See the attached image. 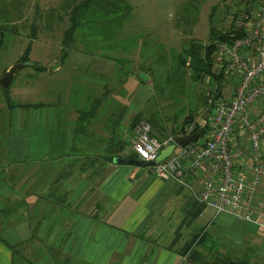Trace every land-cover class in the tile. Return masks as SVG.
I'll use <instances>...</instances> for the list:
<instances>
[{
    "label": "crops",
    "instance_id": "obj_1",
    "mask_svg": "<svg viewBox=\"0 0 264 264\" xmlns=\"http://www.w3.org/2000/svg\"><path fill=\"white\" fill-rule=\"evenodd\" d=\"M127 5L133 9L125 18ZM79 7L85 8L83 16L90 19L81 17L76 42L68 48L62 41L55 44L59 54L44 64L33 62L45 68L35 83L29 87L22 83L26 91L11 90L13 98L30 99L22 104L41 106L12 110L8 143L1 145L0 264H30L29 258L34 264H193L189 254L185 255L192 243L193 250L210 261L229 256L246 264H264V228L260 225L264 224V207L255 210L256 222L230 213L217 216L200 200L207 169L187 173L186 185H180L159 178L154 165L105 163L84 156L66 159L74 146L81 109L97 99L104 97L106 105L103 114L91 121L89 132L109 133L113 122L128 143L134 119L141 115L142 121L151 123L153 114L151 78L142 82L137 77L143 68L130 77L134 78L130 88V78L122 74L124 53L103 54L89 48L81 43L79 31L103 26L118 37L144 31L157 38V31L162 30L159 25L138 24L132 0H84L74 11ZM98 12L101 20L93 19ZM255 18L248 19L247 25ZM164 32L161 41L169 46L166 39L173 33ZM131 59L140 63L138 53ZM232 80L235 86L237 81ZM106 91L111 93L105 95ZM262 107L259 102L254 108ZM196 122L203 123L197 115ZM173 127L165 132L153 128L154 138L176 137L177 126ZM232 143L246 145L245 134L237 131ZM83 147L93 149L94 144ZM131 152L129 145L125 153ZM263 189L259 190L262 202ZM19 244L27 246L23 257L10 248ZM35 247L37 259L33 257Z\"/></svg>",
    "mask_w": 264,
    "mask_h": 264
},
{
    "label": "rangeland",
    "instance_id": "obj_2",
    "mask_svg": "<svg viewBox=\"0 0 264 264\" xmlns=\"http://www.w3.org/2000/svg\"><path fill=\"white\" fill-rule=\"evenodd\" d=\"M83 1L0 0V26L5 30L4 44L0 49V78L7 67L14 66L22 58L29 46L31 47V64H35L33 62L44 64L47 58H53L59 54V49L55 44L65 39L70 15L74 12L73 8ZM132 1L136 6L133 15L138 24L141 23L149 27L160 26L159 28L162 30L157 31V38L153 36L154 34L149 35L144 31L141 33L128 32L125 36L122 32V37H118L114 32L104 30L103 26L99 28L94 26L79 31L78 37L81 43L89 48L99 50L103 54L122 51L126 56L122 60L124 75L129 76L128 78L134 77V73L141 67L151 68L154 82H152L153 97L149 102L155 103L158 100L157 104L163 105L164 112L169 116L178 113L181 107L185 113L175 119L176 122H172L171 125L181 124L185 115L192 110L196 111L198 119L205 125L211 114L206 102L208 99L210 100L212 93L208 85L192 80L178 69V57L193 40L204 45L208 44L213 29L217 32L228 31L232 24L249 29L251 26L247 25L249 24L247 20L254 16L257 17L261 0ZM84 9L79 7L76 10L80 19H82L81 17L89 18V16H83ZM132 9L127 5L125 18L131 16ZM246 9L250 11L249 14L245 12ZM101 15V12L95 13L93 19L101 20ZM165 30L168 31V34L173 33L170 39H166L169 46L164 45L161 41L162 34H166ZM135 53L140 55L138 65L131 59ZM216 66L221 67L217 58ZM38 75L37 71L28 66L17 70L11 90L26 91L21 89L20 85L23 83V87L31 86L32 83H35ZM50 76L51 74L47 77L50 78ZM133 81L134 78H130L128 81L130 88L134 85ZM234 88L232 77L227 76L222 90L223 97L227 98ZM31 92L36 93L37 90H31ZM13 99L17 103L30 102V99L26 101L17 97ZM156 110H158L157 107L152 106V113ZM147 122L151 125L149 121ZM173 128L176 129V127ZM209 136L208 133L205 137H201L196 141L197 144H204ZM261 186H264V181Z\"/></svg>",
    "mask_w": 264,
    "mask_h": 264
},
{
    "label": "built area",
    "instance_id": "obj_3",
    "mask_svg": "<svg viewBox=\"0 0 264 264\" xmlns=\"http://www.w3.org/2000/svg\"><path fill=\"white\" fill-rule=\"evenodd\" d=\"M216 58L237 84L230 98L216 102L210 136L204 144L177 146L166 160L156 163L174 138L152 137V127L146 121L132 130L129 144L140 161L153 163L155 174L167 181L186 185L187 173L207 169L201 202L213 208L217 216L230 213L256 222L255 210L264 207L259 200L264 179V0L247 34L220 43ZM259 102L263 107L256 111ZM195 128L194 124L188 127L186 136ZM237 131L245 134L246 145L232 143ZM260 225L264 228L263 223Z\"/></svg>",
    "mask_w": 264,
    "mask_h": 264
},
{
    "label": "trees",
    "instance_id": "obj_4",
    "mask_svg": "<svg viewBox=\"0 0 264 264\" xmlns=\"http://www.w3.org/2000/svg\"><path fill=\"white\" fill-rule=\"evenodd\" d=\"M76 10L71 14L69 20V28L65 32V39L62 40V44L65 48L71 47L74 42H76L77 38V30L81 26L83 19H80L77 15ZM4 28L0 26V49L4 44ZM247 34V29L244 26L237 27L235 24H232V27L228 31L217 32L216 30H212L210 33V39L208 44H201L197 41H192L183 52L179 55L178 69H180L184 75H188L192 80L199 82L203 85H208L212 96L210 100H207V105H209V112L213 111L216 107V102L219 99H227L223 97V86L224 82L227 80V74L223 66L216 67V52L217 47L222 42H232L236 39H240ZM30 51L31 47L29 46L22 58L18 61L22 63H29L28 67L37 71V73L45 72V68L40 67L38 64L30 63ZM146 74L152 79L154 82V76L151 71V68H147ZM6 70L3 72V74ZM17 74V72H16ZM124 74V72H122ZM126 76V75H125ZM129 77V76H126ZM138 79L142 82L144 80L141 79L140 75H137ZM12 85V84H11ZM11 85L8 88H4L0 85V157L2 155L1 145L4 143H8V129L10 126V113L14 109H31L38 108L41 105L38 103L30 104V103H17L13 97L11 96ZM155 85V84H154ZM110 94L111 91H106L105 95ZM101 97L96 101L90 103L89 105L83 107L79 114V118L77 121V128L75 129V140L74 146L69 154L66 155L67 158L74 157H93L96 161L98 159L103 160L105 163H113L114 158L116 157H129L135 158L137 155L132 152L130 154H126L125 151L127 147L130 145L124 138L121 128L113 126V122H110V131L106 134H97L89 132V127L91 121L93 119H97L98 115L101 116L103 114L102 107L106 105V102ZM158 100L153 103V106L157 107L158 110L151 115L150 121L152 123V127L158 129L159 131L165 132L167 129H170L172 126V122L174 123L175 119H178L183 115V108L181 107L178 113L174 115H168V113L164 112L163 105L157 104ZM150 103V102H149ZM175 106V105H174ZM178 108V107H177ZM176 108V109H177ZM161 110V111H160ZM165 114V115H164ZM185 114V113H184ZM196 111H190L184 117V121L177 126L175 123V127L177 126L175 135L177 136H186L187 128L191 125H196V128L192 132V135L195 134L198 136V140L201 137H205L210 132V121L206 122L205 126L201 128L199 124L196 122ZM142 121V116L138 115L133 123L131 129L133 130L136 125ZM176 122V121H175ZM113 127V128H112ZM152 137H155L154 133H151ZM174 138V137H173ZM163 140V139H162ZM94 144L93 149H87L83 146L85 144L91 143ZM88 147V145H87ZM1 161V160H0ZM2 164L0 162V168ZM72 166L68 167L70 170ZM66 214V213H65ZM65 214H62V219H64ZM68 216V215H67ZM61 218V214L57 219ZM34 237L32 238V240ZM201 241V240H200ZM199 241V242H200ZM198 242V243H199ZM194 243L190 244L186 247L185 255L189 254L188 260L193 264H246L245 260H234L229 256H222L221 258H213L210 261L206 255H202L193 250ZM24 244H19L15 246H10L13 254L16 256L23 257V250L26 248ZM35 253L33 257L37 259L38 250L35 247ZM30 264H34L31 261V258L28 259ZM36 264V263H35ZM51 264V263H49ZM87 264V263H84Z\"/></svg>",
    "mask_w": 264,
    "mask_h": 264
},
{
    "label": "water",
    "instance_id": "obj_5",
    "mask_svg": "<svg viewBox=\"0 0 264 264\" xmlns=\"http://www.w3.org/2000/svg\"><path fill=\"white\" fill-rule=\"evenodd\" d=\"M29 65V63H16L14 66L9 68L0 78V85L4 88L10 87L12 82L15 79L16 72L19 69L25 68ZM140 77L144 81L149 80V76L146 73H141ZM198 141V136L193 134L189 136H176L174 137V143L168 146L166 149L162 150L160 155L157 158L156 163H160L164 160H166L172 152L176 149L177 146H187L189 144L195 143ZM114 163L116 164H129V165H140V166H151L153 163L151 162H142L138 159L132 158V159H126L123 157H116L113 160Z\"/></svg>",
    "mask_w": 264,
    "mask_h": 264
}]
</instances>
